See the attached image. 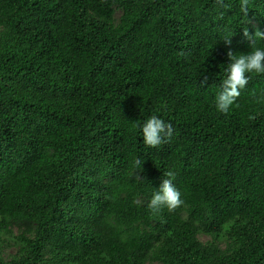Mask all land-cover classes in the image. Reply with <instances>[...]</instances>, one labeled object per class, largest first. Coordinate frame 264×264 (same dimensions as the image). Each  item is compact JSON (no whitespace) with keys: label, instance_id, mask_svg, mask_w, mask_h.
<instances>
[{"label":"trees","instance_id":"trees-1","mask_svg":"<svg viewBox=\"0 0 264 264\" xmlns=\"http://www.w3.org/2000/svg\"><path fill=\"white\" fill-rule=\"evenodd\" d=\"M224 4L0 0V264H264V74L216 108L264 0ZM168 171L184 204L153 213Z\"/></svg>","mask_w":264,"mask_h":264},{"label":"clouds","instance_id":"clouds-1","mask_svg":"<svg viewBox=\"0 0 264 264\" xmlns=\"http://www.w3.org/2000/svg\"><path fill=\"white\" fill-rule=\"evenodd\" d=\"M216 3L223 8L228 5L224 4V0H216ZM249 0H241V12L247 16L249 9ZM244 36L253 41V37L249 35L247 29ZM255 37L264 40V32L259 29L255 31ZM226 45L231 44V39L224 40ZM231 63L228 66L227 78L222 82V91L218 94L216 100V108L221 113H227L230 107L235 103L238 97L249 83L251 73L264 74V49L254 48L247 54L235 55L231 49L227 52ZM206 78L202 84H206ZM173 135V128L170 123H166L162 119L152 116L142 126V136L144 144L150 148H157ZM141 160L137 158L134 161V167L139 168ZM168 179H163L159 190L153 195L148 203V207L153 213L159 212L162 207H167L169 211H175L184 204L181 199L180 192L175 188L173 180L175 174L171 171L165 173ZM137 181L143 179L139 174L136 176Z\"/></svg>","mask_w":264,"mask_h":264},{"label":"rangeland","instance_id":"rangeland-1","mask_svg":"<svg viewBox=\"0 0 264 264\" xmlns=\"http://www.w3.org/2000/svg\"><path fill=\"white\" fill-rule=\"evenodd\" d=\"M200 238L203 241H208L210 239V236H208V235H200ZM15 248H16V246L14 244V240L12 241V239H11L10 242H9V246L7 247V252L8 253H13L15 251Z\"/></svg>","mask_w":264,"mask_h":264}]
</instances>
